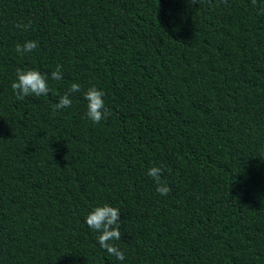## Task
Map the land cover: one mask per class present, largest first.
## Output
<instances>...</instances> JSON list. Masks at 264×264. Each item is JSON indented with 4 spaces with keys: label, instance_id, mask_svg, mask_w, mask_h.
<instances>
[{
    "label": "trees",
    "instance_id": "16d2710c",
    "mask_svg": "<svg viewBox=\"0 0 264 264\" xmlns=\"http://www.w3.org/2000/svg\"><path fill=\"white\" fill-rule=\"evenodd\" d=\"M17 68L49 94L17 100ZM105 203L123 261L85 222ZM0 264H264V0H0Z\"/></svg>",
    "mask_w": 264,
    "mask_h": 264
},
{
    "label": "clouds",
    "instance_id": "9594fccd",
    "mask_svg": "<svg viewBox=\"0 0 264 264\" xmlns=\"http://www.w3.org/2000/svg\"><path fill=\"white\" fill-rule=\"evenodd\" d=\"M199 3V0H191V4ZM221 3L227 4L228 0H220ZM255 6L257 0H251ZM31 26V22L27 25L17 24V28L27 29ZM38 48V42L35 40L25 41L23 44L16 45V52L18 54L31 53ZM63 78L62 67L57 68L51 72V80L59 81ZM11 88L17 100H23L28 96H47L50 92L49 78L47 74H42L36 69H16V79L12 82ZM81 91L79 83H72L69 90L60 96L59 101L52 106L53 112L58 113L65 108L72 106V94ZM84 99L87 101V117L96 124L102 120L107 119L111 112L106 107L103 90L97 89L95 86L89 87L84 93ZM164 169L159 166L150 168L147 175L152 178L155 183L156 191L162 196H167L171 188L167 182L162 179ZM120 216L121 211L117 207L109 204H103L94 207L86 216L85 222L87 226L94 232L99 233L96 237L99 246L104 249L109 255L115 256L118 260H125L124 253L112 241L121 239L120 232Z\"/></svg>",
    "mask_w": 264,
    "mask_h": 264
}]
</instances>
